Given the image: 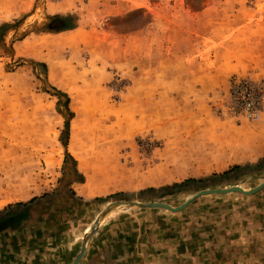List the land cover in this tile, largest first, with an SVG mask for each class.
<instances>
[{"label": "rangeland", "instance_id": "rangeland-1", "mask_svg": "<svg viewBox=\"0 0 264 264\" xmlns=\"http://www.w3.org/2000/svg\"><path fill=\"white\" fill-rule=\"evenodd\" d=\"M60 9L75 27L42 30L44 10ZM1 23L0 209L38 199L0 231V264H68L113 200L176 206L264 180L247 166L264 157V0H0ZM238 84L257 93L253 120L233 101ZM96 231L136 264H264V187L175 213L118 210Z\"/></svg>", "mask_w": 264, "mask_h": 264}, {"label": "trees", "instance_id": "trees-1", "mask_svg": "<svg viewBox=\"0 0 264 264\" xmlns=\"http://www.w3.org/2000/svg\"><path fill=\"white\" fill-rule=\"evenodd\" d=\"M47 21L43 24L42 26V30L45 31H49V32H59L62 30H67V29H72L75 27L74 25V20L70 15H50L47 18ZM58 21L57 24H55L54 22ZM6 23H1L0 24V38L3 37V28L6 26ZM42 64V63H39ZM52 90L54 91V95L56 96H62L64 98V107L66 108V111L68 113V117L71 118L72 117V113L69 111L67 104H68V97L66 96L65 93L52 88ZM67 128H68V122L67 120L64 121V132L67 133ZM61 143H64L63 140H61ZM72 160V159H71ZM250 166L252 169L256 168H262L264 167V157L259 160L258 162L254 163L253 165H247ZM241 167L239 165H234L231 166L229 168H227L226 170L222 171L221 173L218 174H214L212 173L210 176L206 177L205 179H192V178H187L184 179L180 182H175V183H171L169 185H164L161 186L157 189L154 188H148V190H157L160 191L159 194H173L175 192H178L180 190H183L186 186H188L190 183H194V184H199L204 182V180H216V179H220L222 177H224L225 175L229 174L230 172L234 171V170H239ZM70 194L72 193L71 189H68ZM47 193H43L41 195V197L45 196ZM38 198L37 197H31L29 198L27 201L24 202H14V203H9L6 204L5 206H3L0 209V231L3 229H6L8 227H14L17 225V222L27 218L28 216H30L31 213V204L36 201Z\"/></svg>", "mask_w": 264, "mask_h": 264}, {"label": "water", "instance_id": "water-1", "mask_svg": "<svg viewBox=\"0 0 264 264\" xmlns=\"http://www.w3.org/2000/svg\"><path fill=\"white\" fill-rule=\"evenodd\" d=\"M264 187V180L258 183L257 185L244 189L237 185H232L228 187H222V188H207L199 190L189 197H187L184 201H182L180 204L176 206H172L165 202H158V201H152V202H139L136 200H113L108 203H106L94 216L92 223L90 224L87 232L82 233L81 239H80V245L78 252L72 259V261L69 264H76L79 259L82 257L86 244L92 235V233L98 228L100 222L104 219V217L108 216L110 213H113L118 210H128V209H144V208H159L163 209L172 213L179 212L183 210L190 201L193 199L202 196V195H208V194H227L231 192L240 193L242 195H251L260 189ZM110 211V212H109ZM107 212H109L107 215H105Z\"/></svg>", "mask_w": 264, "mask_h": 264}, {"label": "crops", "instance_id": "crops-1", "mask_svg": "<svg viewBox=\"0 0 264 264\" xmlns=\"http://www.w3.org/2000/svg\"><path fill=\"white\" fill-rule=\"evenodd\" d=\"M44 11L47 15H54V14L68 15V14H71V11L65 12L62 9H60L59 11H47V10H44ZM139 34H141V33L139 32ZM130 36H131V34H128V37H130ZM164 63L166 65H163V67L170 68L171 65H173V63H175V62L166 60V61H164ZM168 64H171V65H168ZM158 66H159V63H158ZM155 67L158 68L157 66H155ZM104 218H106V217H104ZM103 221H104V219L100 222V224L98 226L99 230L102 227ZM96 230L92 233V235L90 236V238L86 244V247H85V250H84V253L82 256L84 257L85 254L87 253L86 254L87 257L85 256V259H83L81 264H117L121 260L124 262V264H136V262L141 263V260H142V259L140 260L141 256H136V255L130 256L127 253V255H125L124 257H122V256L118 257V255L114 254L115 249L112 248L111 244H108V241L104 242L106 248L100 247V246H102L101 245L102 239H100V237H97L95 235L98 232ZM107 240H108V238H107ZM115 240H117V242H119L120 239L119 238L114 239L112 242H114ZM117 242H114L113 244L116 243L115 246H117L118 245ZM91 244H93V248L91 250V253L89 254L88 250H90V249H88V246H90ZM79 245H80V243H79ZM116 250H118V249L116 248ZM122 253H123V251H122ZM83 257H81V258H83ZM81 258L79 259V261H81ZM79 261L76 264H80Z\"/></svg>", "mask_w": 264, "mask_h": 264}, {"label": "built area", "instance_id": "built-area-1", "mask_svg": "<svg viewBox=\"0 0 264 264\" xmlns=\"http://www.w3.org/2000/svg\"><path fill=\"white\" fill-rule=\"evenodd\" d=\"M247 85H235L232 90V98L235 103H239L240 110L248 119H255L259 113V98L257 93L250 92ZM260 90L257 87V91Z\"/></svg>", "mask_w": 264, "mask_h": 264}, {"label": "bare ground", "instance_id": "bare-ground-1", "mask_svg": "<svg viewBox=\"0 0 264 264\" xmlns=\"http://www.w3.org/2000/svg\"><path fill=\"white\" fill-rule=\"evenodd\" d=\"M110 212V211H109ZM109 212H107L105 215H107ZM85 233V232H84Z\"/></svg>", "mask_w": 264, "mask_h": 264}]
</instances>
